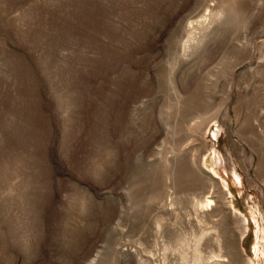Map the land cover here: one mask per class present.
<instances>
[{
    "label": "rangeland",
    "instance_id": "rangeland-1",
    "mask_svg": "<svg viewBox=\"0 0 264 264\" xmlns=\"http://www.w3.org/2000/svg\"><path fill=\"white\" fill-rule=\"evenodd\" d=\"M0 264H264V0H0Z\"/></svg>",
    "mask_w": 264,
    "mask_h": 264
},
{
    "label": "bare ground",
    "instance_id": "bare-ground-1",
    "mask_svg": "<svg viewBox=\"0 0 264 264\" xmlns=\"http://www.w3.org/2000/svg\"><path fill=\"white\" fill-rule=\"evenodd\" d=\"M192 24V23H191ZM197 24V23H196ZM199 25V24H198ZM192 28V27H191ZM210 204V201H205V203H204V206L206 207H208V205Z\"/></svg>",
    "mask_w": 264,
    "mask_h": 264
}]
</instances>
